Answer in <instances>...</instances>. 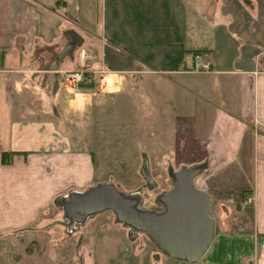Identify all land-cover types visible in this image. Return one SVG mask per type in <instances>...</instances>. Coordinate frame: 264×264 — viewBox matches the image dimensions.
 <instances>
[{
	"label": "crops",
	"instance_id": "1",
	"mask_svg": "<svg viewBox=\"0 0 264 264\" xmlns=\"http://www.w3.org/2000/svg\"><path fill=\"white\" fill-rule=\"evenodd\" d=\"M85 67L88 84L65 76ZM187 170L210 216L218 183L253 195V244L237 248L264 264V0H0V264H20L16 239L56 202L155 172L171 191ZM211 218L199 260L163 258L216 264ZM111 233L99 264H138Z\"/></svg>",
	"mask_w": 264,
	"mask_h": 264
},
{
	"label": "rangeland",
	"instance_id": "2",
	"mask_svg": "<svg viewBox=\"0 0 264 264\" xmlns=\"http://www.w3.org/2000/svg\"><path fill=\"white\" fill-rule=\"evenodd\" d=\"M135 176L138 179L129 184V189L134 190L119 193L125 200L131 202V206L137 211L163 214L166 208L162 204L161 197L170 191L169 185L173 184V175L166 172L151 173L152 185L146 184L144 175ZM145 185H147L146 188L143 187ZM217 186L220 188L219 200L214 201L211 216L215 219L223 218L218 222L217 232L220 236L221 248L224 249L220 253L222 256L219 255L215 263H229L228 259L231 257L233 259L230 262L233 264H253L252 249L246 247V250H239L237 247H244L241 240L245 236L242 235H247L246 239L251 241V245L253 244L252 211L255 198L247 191L222 189L225 187L224 183H218ZM77 197L70 196L69 201H63L65 203L63 206L56 202L46 215L50 220L47 226L38 228L34 236L24 234L16 239L19 241L16 254L21 261L20 264H99L94 247L100 238L108 240L110 238L108 236L112 235L111 232L115 230L119 234L118 239L121 245H128L132 262L174 264L168 258H163L146 231L120 221L113 211L106 210L86 216L80 214L79 219L78 211L73 208V200ZM71 206L72 211L68 210ZM228 231H230V238L225 236ZM244 245L249 246L250 243ZM226 251L229 252L225 253ZM101 256V261L103 258L105 260L106 254H101ZM117 259H113L114 263ZM163 259L164 263H161ZM110 263L112 264V261Z\"/></svg>",
	"mask_w": 264,
	"mask_h": 264
},
{
	"label": "water",
	"instance_id": "3",
	"mask_svg": "<svg viewBox=\"0 0 264 264\" xmlns=\"http://www.w3.org/2000/svg\"><path fill=\"white\" fill-rule=\"evenodd\" d=\"M196 176L197 171L192 170L176 176L175 187L162 198L166 211L160 215L135 210L131 202L109 185L78 196L73 200V208L79 219L81 215L113 211L120 221L146 231L163 255L192 263L205 254L215 233L210 198L197 189ZM68 210L72 211V206Z\"/></svg>",
	"mask_w": 264,
	"mask_h": 264
},
{
	"label": "built area",
	"instance_id": "4",
	"mask_svg": "<svg viewBox=\"0 0 264 264\" xmlns=\"http://www.w3.org/2000/svg\"><path fill=\"white\" fill-rule=\"evenodd\" d=\"M212 70V64L210 61L203 57H196L195 73H209ZM98 72L93 67H85L79 71L65 73V76L75 84H88L91 82V75Z\"/></svg>",
	"mask_w": 264,
	"mask_h": 264
},
{
	"label": "trees",
	"instance_id": "5",
	"mask_svg": "<svg viewBox=\"0 0 264 264\" xmlns=\"http://www.w3.org/2000/svg\"><path fill=\"white\" fill-rule=\"evenodd\" d=\"M197 54H200V53H197Z\"/></svg>",
	"mask_w": 264,
	"mask_h": 264
}]
</instances>
